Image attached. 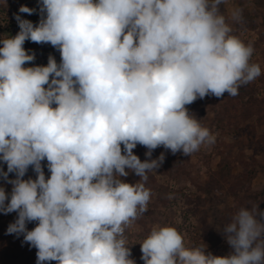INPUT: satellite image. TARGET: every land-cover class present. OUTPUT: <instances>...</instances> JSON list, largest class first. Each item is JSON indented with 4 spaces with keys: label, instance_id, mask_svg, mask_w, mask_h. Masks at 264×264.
I'll list each match as a JSON object with an SVG mask.
<instances>
[{
    "label": "clouds",
    "instance_id": "clouds-1",
    "mask_svg": "<svg viewBox=\"0 0 264 264\" xmlns=\"http://www.w3.org/2000/svg\"><path fill=\"white\" fill-rule=\"evenodd\" d=\"M225 0H41L39 23L15 15L0 39V212L9 234L37 249L36 264H135L125 226L147 211V173L163 146L189 156L215 142L186 107L238 94L261 75L251 44L231 35ZM36 9L21 5L19 13ZM241 10L232 19H241ZM25 41L51 44L46 66L25 67ZM55 105V107H53ZM148 149L143 162L137 145ZM47 161L46 178L42 161ZM29 166L36 178L23 179ZM9 173L15 179L9 180ZM134 173L137 182L121 178ZM37 222L32 230L27 224ZM231 251L186 248L171 226L140 244L144 264H264V211L241 208L220 231Z\"/></svg>",
    "mask_w": 264,
    "mask_h": 264
},
{
    "label": "rangeland",
    "instance_id": "rangeland-1",
    "mask_svg": "<svg viewBox=\"0 0 264 264\" xmlns=\"http://www.w3.org/2000/svg\"><path fill=\"white\" fill-rule=\"evenodd\" d=\"M255 1L225 0L220 10L232 29L230 34L246 45H252L250 63L260 66L261 75L248 83L250 93L244 96L243 93L235 96L225 93L221 98L209 95L186 105L189 113L215 137L214 143L202 144L189 156L182 152L172 154L163 146L152 151L150 159L164 153V162L158 169L147 173L148 180L144 182L150 190L147 211L125 226L124 232L126 246L131 249L130 258L135 264H144L140 244L153 227H174L182 235L186 248L200 247L204 243L207 252L226 256L231 248L220 232L222 228L232 222L241 208L251 209L259 205L264 211V194H261L264 191V169L261 168L264 164V3ZM21 5L36 11L32 15L19 13ZM40 6L41 0H0V39L19 32L17 14L34 25L38 24ZM235 9L248 14H241L242 18L235 21L232 19ZM24 48L35 54V60L27 63V67L46 66L49 55L54 56L58 64L61 62L59 51L51 44L25 41ZM147 151L139 144L133 149L142 162L149 159L145 155ZM41 163L48 178L47 161ZM0 170L7 171L3 161H0ZM29 178H36L32 166L23 177L25 180ZM8 179H15V173H9ZM121 179L134 184L139 177L130 173ZM0 187L10 196L13 186L2 176ZM0 213V264H36L37 259L27 260L21 254L26 251L37 253V249L25 242L22 234L7 232L18 214ZM36 224L35 221L28 223V230Z\"/></svg>",
    "mask_w": 264,
    "mask_h": 264
},
{
    "label": "trees",
    "instance_id": "trees-1",
    "mask_svg": "<svg viewBox=\"0 0 264 264\" xmlns=\"http://www.w3.org/2000/svg\"><path fill=\"white\" fill-rule=\"evenodd\" d=\"M255 2H256V3H260V2H263V3H264V1H262V0H256ZM241 14H242V15H245V14H248V12L242 10ZM249 18H250V17H249ZM248 20H249V19H248ZM25 67H27V63H26V65H25ZM249 89H250V88H249V85H248V84H246V85H241V86L238 87V93H243V96H244L245 94L250 93V90H249ZM254 100H255V99H254ZM256 102H257V101H255V103H256ZM195 112H198V111H195ZM195 112H194V113H195ZM261 168L264 169V164L261 165ZM222 169H223V168H222ZM261 194H264V191H261ZM0 214H1V213H0ZM1 233H2V228H1V225H0V237H1ZM21 256L24 257V258H26L27 260H34V259H37V255H36V253H31V252H28V251L22 253ZM45 263H49V262H45Z\"/></svg>",
    "mask_w": 264,
    "mask_h": 264
}]
</instances>
